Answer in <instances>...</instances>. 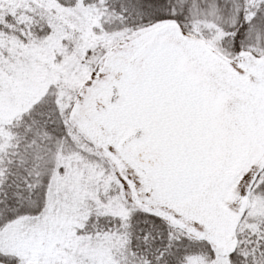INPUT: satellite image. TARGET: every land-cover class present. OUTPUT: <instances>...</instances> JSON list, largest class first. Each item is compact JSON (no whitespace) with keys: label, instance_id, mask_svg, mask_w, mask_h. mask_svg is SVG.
<instances>
[{"label":"snow or ice","instance_id":"snow-or-ice-1","mask_svg":"<svg viewBox=\"0 0 264 264\" xmlns=\"http://www.w3.org/2000/svg\"><path fill=\"white\" fill-rule=\"evenodd\" d=\"M0 264H264V0H0Z\"/></svg>","mask_w":264,"mask_h":264}]
</instances>
